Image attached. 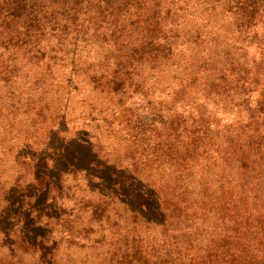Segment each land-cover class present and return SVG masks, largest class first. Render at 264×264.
<instances>
[{
  "label": "trees",
  "instance_id": "16d2710c",
  "mask_svg": "<svg viewBox=\"0 0 264 264\" xmlns=\"http://www.w3.org/2000/svg\"><path fill=\"white\" fill-rule=\"evenodd\" d=\"M39 63L88 79L123 147L66 136L63 113L32 158L34 181L0 204V264H66L32 240L61 220L64 176L88 209L66 235L110 233L100 264H264V0H0L1 85ZM146 71L168 75L165 114L129 112L154 85ZM219 105L237 118L218 124Z\"/></svg>",
  "mask_w": 264,
  "mask_h": 264
},
{
  "label": "rangeland",
  "instance_id": "374dc122",
  "mask_svg": "<svg viewBox=\"0 0 264 264\" xmlns=\"http://www.w3.org/2000/svg\"><path fill=\"white\" fill-rule=\"evenodd\" d=\"M35 70L36 74L13 78V85H9L12 81L7 85H1L0 81V204L8 191H19L34 181L32 158L40 152L38 149L44 143L48 131L57 125L63 113L67 124L66 136H70L74 130L86 129L93 135L92 139L100 138L104 150L115 151L123 147L118 143V134L107 129L103 119L107 112L106 105H103L101 95L91 89L88 79L79 76L72 82L69 81L68 67L62 68L58 63L45 64ZM143 75L148 83L154 85L144 86L139 93L133 95L131 101H127V105H130L129 112L133 115L150 113L156 107L165 114L169 94L167 90L161 89L159 83L167 81L168 75L159 77V82L156 83H153V78H149L147 71ZM74 83H77L75 89L72 87ZM155 101L160 102L161 106ZM177 109L180 110L179 106ZM214 113L215 120L221 124L237 118L235 115L238 112L234 107L225 109L219 105ZM75 181L71 176L61 179V197L57 202L62 205L59 214H55L61 215V220L56 225L54 220H50L45 227L38 229L43 237L32 240L35 249L42 245L49 249L56 244L54 257L61 263L100 264L102 253L110 247L107 243L110 233L105 227L93 225V231L88 236L75 232L73 236L66 235L67 228L71 225L67 220L72 219L74 214L78 213L75 229H79L88 220V209L76 210L81 206L79 200L84 192L78 190L74 185ZM45 220L41 218V224ZM5 251V247H0V255L5 254ZM25 257L35 255L26 253Z\"/></svg>",
  "mask_w": 264,
  "mask_h": 264
}]
</instances>
